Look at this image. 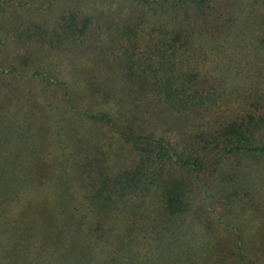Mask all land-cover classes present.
Masks as SVG:
<instances>
[{"label":"trees","instance_id":"trees-1","mask_svg":"<svg viewBox=\"0 0 264 264\" xmlns=\"http://www.w3.org/2000/svg\"><path fill=\"white\" fill-rule=\"evenodd\" d=\"M128 1L141 6L144 16H129L122 26L116 24L113 32L131 36L130 42L136 44L146 35L150 55L143 53L135 60L139 55L126 46L122 58L125 81L151 95L152 104L175 110L187 123L194 119L201 134L196 141L176 145L158 135L148 122L143 125L134 119H116L109 111L84 113L86 121L116 129L131 146L132 158H71V171L66 168L68 158H60L59 167L54 170L51 163L46 176L41 171L43 158L34 157L40 144L33 135L39 125L15 115L0 100V264H133L134 234L141 230L146 213L157 201L161 219L156 218L155 228L181 245L175 258L183 264L191 254L185 239H195L196 229L190 222L183 224L189 219L193 196L187 180L175 170L202 172L215 165L208 157H219L216 155L239 157L249 162V167L255 159H264V112L242 106L241 110L232 108L222 124L213 121L220 106L234 105L237 90L221 80L220 65L201 66L195 59L197 54L192 53L224 48L214 35L226 31L225 37L236 27L234 22H218L224 18L215 17L216 0ZM93 20L90 14L63 15L56 34L74 43L91 34ZM253 27H264V19L256 13L244 16L236 31L243 33ZM213 80L221 86L214 93L210 91L215 88ZM97 92L110 94L111 90L97 86ZM70 137L78 150L77 138ZM248 170L243 171L241 182L222 172L227 177L221 191L226 206L233 204L242 185L251 190L253 186L260 202L264 201L263 185L253 182ZM39 185L45 188V204L33 197L25 212L17 213L15 208L21 205L23 195L34 194ZM78 193L81 200L76 201ZM49 196L53 197L51 203ZM238 207L239 203L233 205L236 216ZM234 227L241 242V227ZM241 244L236 256L242 263L250 262L246 252L251 246L246 240Z\"/></svg>","mask_w":264,"mask_h":264},{"label":"rangeland","instance_id":"rangeland-1","mask_svg":"<svg viewBox=\"0 0 264 264\" xmlns=\"http://www.w3.org/2000/svg\"><path fill=\"white\" fill-rule=\"evenodd\" d=\"M136 4L128 0H0V100L15 115L32 119L39 125L33 135L40 144L34 157L43 158L44 175L47 176L51 163L52 169L59 167L60 158H68V171L73 167L71 158H111L112 161L132 158L131 146L116 129L86 121L84 113L109 111L116 119H134L143 125L148 122L156 127L158 135L176 145L196 141V136L201 134L194 119L187 123L175 110L160 103L152 104L151 95H144L137 85L130 87L125 81L122 58L126 46L139 55L135 60L143 53L150 55L146 35L136 44L130 42L131 36L113 32L118 28L116 24L122 26L129 16H144L141 6ZM214 6L218 11L215 17L224 18L218 22L229 25L234 22L236 27L225 37L226 31L216 35L212 32L224 48L214 53L207 48L192 53L197 54L195 59L201 66L220 65L221 80L237 90L234 105L223 104L215 112L218 115L213 121L222 124L232 108L241 110L243 106L257 113L264 112V27H253L243 33L236 31L244 16L256 13L264 19V0H216ZM69 13L93 15L89 36L73 43L56 34L62 16ZM213 81L216 89L210 91L218 92L220 83ZM97 86L109 87L110 94H98ZM71 134L80 144L78 150L70 142ZM216 156L219 157H208L210 163H216L202 172L175 170L187 180L193 196L189 219L183 224L190 222L196 229L195 239H185L187 252L191 254L182 263L264 264V201L260 202L253 186L252 190L243 185L239 187L233 204L228 206L221 193L227 178L223 171L241 182L247 168L249 178L264 187V159L259 162L255 159L249 167L250 163L239 157ZM44 189L39 185L34 194L23 195L16 212H25L33 197L45 204ZM75 189H79L78 184ZM52 199L47 197L49 202ZM79 200L78 193L76 201ZM235 203H239L237 216L232 213ZM158 204V201L154 203L146 213L148 217L140 225L143 229L134 234L133 264H180L175 252L181 245L155 228V220L160 218ZM234 226L241 227L238 229V236L243 237L241 242ZM243 240L251 246L246 252L250 262L242 263L236 256Z\"/></svg>","mask_w":264,"mask_h":264}]
</instances>
